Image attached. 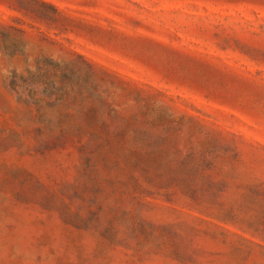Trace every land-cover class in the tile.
<instances>
[{
  "label": "rangeland",
  "instance_id": "obj_1",
  "mask_svg": "<svg viewBox=\"0 0 264 264\" xmlns=\"http://www.w3.org/2000/svg\"><path fill=\"white\" fill-rule=\"evenodd\" d=\"M0 264H264V0H0Z\"/></svg>",
  "mask_w": 264,
  "mask_h": 264
}]
</instances>
